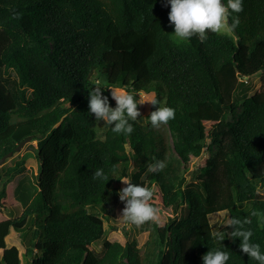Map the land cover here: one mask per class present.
<instances>
[{
    "label": "trees",
    "instance_id": "1",
    "mask_svg": "<svg viewBox=\"0 0 264 264\" xmlns=\"http://www.w3.org/2000/svg\"><path fill=\"white\" fill-rule=\"evenodd\" d=\"M242 3L234 30L208 31L201 42L175 36L167 0H0V157L26 137L39 142L29 159L33 196L24 202L30 196L18 192L20 172L0 183V264H20L23 251L6 237L28 225L29 264H203L217 249L228 252L226 264H259L238 237L215 239L209 219L226 210L249 220L244 227L264 253V0ZM97 81L110 107V88L155 94L175 118L163 129L130 120V135L107 126L100 138L88 109ZM204 150L188 180L185 169ZM157 160L166 167L149 172ZM98 168L105 184L93 179ZM118 178L153 193L158 218L140 246L106 237L118 228ZM20 201L14 217L7 211Z\"/></svg>",
    "mask_w": 264,
    "mask_h": 264
},
{
    "label": "clouds",
    "instance_id": "2",
    "mask_svg": "<svg viewBox=\"0 0 264 264\" xmlns=\"http://www.w3.org/2000/svg\"><path fill=\"white\" fill-rule=\"evenodd\" d=\"M170 4L168 20L174 26L173 33L181 40L197 35L201 42L207 39V32L222 33V31H232L239 25V17L233 13L243 11L242 0H167ZM20 13H14L13 18L19 19ZM96 87L89 91L88 109L94 114L97 121L103 120L104 125L110 126L111 130L117 134H131L134 131L132 123L141 116L138 104L145 102L151 105H159L147 116L148 121L154 128H159L161 124H166L175 118V109L168 106H160V101L155 94L145 96L142 100H137L138 93H130L126 90L111 89V97L115 101V107H110L109 99L102 95L101 88L105 87L99 81ZM140 95V94H139ZM166 167L164 161L157 160L148 166V171L157 173ZM115 177V176H112ZM117 178V177H115ZM93 179H100L105 182L109 179L102 168H98L93 173ZM126 187L119 190V199L124 202L122 217L125 222L136 226H142L148 221L157 220V209L149 201L153 193L148 188L139 184H134L130 179L118 178ZM255 215V213H253ZM250 223L249 220H240L230 217L221 225L230 227L231 232L217 231L213 233L215 239L220 242L225 236L239 238V248L242 253L251 259L264 264V253L260 250V245L251 242L253 235L250 229H245L244 225ZM230 259L228 252L222 250H208L203 256V264H226Z\"/></svg>",
    "mask_w": 264,
    "mask_h": 264
},
{
    "label": "rangeland",
    "instance_id": "3",
    "mask_svg": "<svg viewBox=\"0 0 264 264\" xmlns=\"http://www.w3.org/2000/svg\"><path fill=\"white\" fill-rule=\"evenodd\" d=\"M223 32H229L227 30H224ZM5 81L7 83V85L13 90H16V85H15V77L14 74L12 72H10L9 74L4 75ZM259 79L256 77L254 78V81L252 82V85L250 87L249 93L253 94L255 92V90L258 88L259 86ZM140 94V95H139ZM137 95V100H142L145 98V96L141 93H139ZM152 95V94H151ZM163 99L160 102V106L163 105ZM151 105V104H150ZM148 103L145 102L143 104H138L137 107L139 108V111L141 113V116L138 117L140 121L142 122H146L147 118H146V114L150 113L149 109H148ZM106 125H104V121L100 120L97 126V133L98 136L100 138H104V132L106 129ZM163 125H160V129H163ZM39 144V142H37L36 140H29L27 141L21 148L20 150L16 151L13 153V155L11 157H8L6 159V164L4 165L5 168L0 169V183H2L5 179H6V172L10 173V176H13L16 172H20L21 174H23L24 176L21 178V182H23V186L19 185L18 187V192H20V189H22V192H25L26 194H28L30 197H28L27 195L24 194V202L25 200H29L32 196H33V187L35 186L32 183V180L34 178V174L36 171L35 168V164L32 162L29 163V159L31 157L34 156L35 152H36V145ZM208 156V152L206 150H204L198 157H192L189 163V167L187 169H185V176L188 180H190L192 178V176L196 173V169L200 166V164L203 162L204 158ZM23 159V160H22ZM4 162V163H5ZM146 173L142 176V178H145ZM19 181V182H20ZM122 188L125 187V184L122 182L121 183ZM147 188L149 189V185L147 184ZM259 194H263L264 195V186L259 188L258 190ZM24 207V204L20 201L17 205H15L13 208L8 209V213L12 214V216H18L20 214V212L22 211ZM124 207V202H122L119 199L117 208H116V215H117V220H118V228L111 230V229H107V238L109 240H117L120 241L121 243H125V241L129 238L132 239H136L138 246H140L146 239L148 236V225L149 223L146 222L145 224H143L142 226H136L133 225L131 223H127L124 221L122 215V209ZM183 212L181 211L180 215H184L185 214V209L183 207ZM228 217V213L226 210H222L219 212H215V213H211L209 215V219L210 222L212 224V230L213 233L217 232V231H224V225H221L225 220H227ZM33 225H28L26 227V231H24L23 229H21V231H15L14 229H11L9 234L6 237V242L8 245H13V244H17L19 245L22 250V244L24 246V251L22 252L20 258H21V262L20 264H29V260H30V254H26L25 253V247L27 245V243L29 242L30 239V234H31V229H32ZM108 228V227H107ZM41 231V230H40ZM25 242L26 245H25ZM33 242V240H32ZM30 243V242H29ZM95 246L97 248L100 247L99 243H95Z\"/></svg>",
    "mask_w": 264,
    "mask_h": 264
},
{
    "label": "water",
    "instance_id": "4",
    "mask_svg": "<svg viewBox=\"0 0 264 264\" xmlns=\"http://www.w3.org/2000/svg\"><path fill=\"white\" fill-rule=\"evenodd\" d=\"M30 139H31L30 137H26V138L22 139V140L16 145V147H15V151L20 150V148H21V147H22L27 141H29ZM12 154H13V151H9V152H7L6 154H4L2 157H0V165H2L8 157L12 156Z\"/></svg>",
    "mask_w": 264,
    "mask_h": 264
},
{
    "label": "crops",
    "instance_id": "5",
    "mask_svg": "<svg viewBox=\"0 0 264 264\" xmlns=\"http://www.w3.org/2000/svg\"><path fill=\"white\" fill-rule=\"evenodd\" d=\"M6 244H7V242H6ZM13 245H16L19 249H21L22 250V248L19 246V245H17L16 243L15 244H13ZM7 246L9 247V246H12V245H8L7 244ZM22 247H23V250L22 251H24V246H23V244H22Z\"/></svg>",
    "mask_w": 264,
    "mask_h": 264
}]
</instances>
